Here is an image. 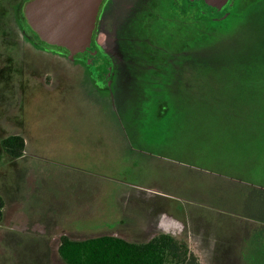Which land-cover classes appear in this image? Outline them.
Wrapping results in <instances>:
<instances>
[{"label":"rangeland","instance_id":"374dc122","mask_svg":"<svg viewBox=\"0 0 264 264\" xmlns=\"http://www.w3.org/2000/svg\"><path fill=\"white\" fill-rule=\"evenodd\" d=\"M27 1L0 0V80H11L0 81V142L22 134L32 119L44 153L31 154V137L25 158L0 152L6 205L0 264H65L58 255L62 235L84 240L103 234L74 228L69 213L87 204L97 212L119 209L125 200L123 207L140 217L181 203L187 215L202 217L213 249L222 250L228 240L232 255L241 256V262L226 257L219 264H264L258 256H264V6L249 7L251 22L236 32L237 40L193 36L179 42L180 55L159 66L142 58L134 42L118 40L110 58L123 71L103 95L85 82L87 73L99 70L94 53L78 55L87 65L72 62L40 45L22 16L24 32L37 44L19 39L14 10ZM233 47L241 57L221 64ZM17 82L42 89L27 116L16 105ZM201 198L215 208L201 206ZM119 231L116 236L126 240ZM177 231L189 232L179 222Z\"/></svg>","mask_w":264,"mask_h":264},{"label":"flooded vegetation","instance_id":"af4514ba","mask_svg":"<svg viewBox=\"0 0 264 264\" xmlns=\"http://www.w3.org/2000/svg\"><path fill=\"white\" fill-rule=\"evenodd\" d=\"M29 1L31 0L23 4V8H21V2H18V6L14 10L17 19V29L22 33L19 39L23 43L30 42L36 45L38 42L47 49L58 50L60 52L57 54L61 56L64 55L62 53H66V58L71 60L70 53L66 49L50 46L42 42L38 35L32 31L24 14L25 6ZM244 6L243 0H229L222 9L208 6L203 0H102L92 35L91 47L93 50L82 53L84 54L83 57L86 56L85 54L94 53L98 62L94 63L93 66H96L97 70H99L97 73L95 71L87 73L85 82L90 85L88 86L89 88L92 89L94 87L97 92L103 95L109 90L116 73L123 71L122 67L117 68L116 64L111 63L113 59L110 58L112 50L117 47L118 40L119 43L122 39L127 42H134L139 46L142 58L146 59L150 65L159 66L163 61L170 59L171 54L180 55V52L184 49L182 44L188 43L193 36L196 38L205 35L201 37L202 40H207L209 37L220 34L224 36L230 28V19H234L236 12L241 14ZM204 8L211 9L213 13L210 15L205 14ZM21 16L26 28L29 29V32L35 37L37 42L32 41L31 37L24 32ZM185 39L188 40L185 42ZM182 40L184 42L178 46ZM175 44L178 46L177 53H172L171 49ZM147 48L151 50H146ZM78 55L80 54L74 56L71 61L74 62L77 59L80 60L78 62H82V65H87L86 60L81 59ZM1 60L0 58V64L2 63ZM26 71V69L23 70L24 74L27 73ZM13 72L18 71L14 68ZM155 74L158 76L160 71L156 70ZM3 76L6 78H3ZM7 79L8 76L2 75L0 81H6ZM10 81L8 79V82ZM17 84L19 88L15 95L16 105L19 107L20 115L27 116V108L30 101L32 100L33 102L37 97V92L41 93L42 89L39 91L32 84L20 85L18 82ZM44 88L43 91L45 90L44 92L46 93L51 91V87L50 89L47 86ZM31 121H29L28 126L25 125L23 127L22 134L15 133L10 135L24 138L26 145L24 154L26 153L27 139L29 137L35 138L38 135L35 125ZM21 128V126H14L15 130H20ZM0 152L5 154L1 142Z\"/></svg>","mask_w":264,"mask_h":264},{"label":"trees","instance_id":"16d2710c","mask_svg":"<svg viewBox=\"0 0 264 264\" xmlns=\"http://www.w3.org/2000/svg\"><path fill=\"white\" fill-rule=\"evenodd\" d=\"M251 6L260 9L264 6V0H248L243 12L241 14L236 12L234 19H230L228 32L224 36L220 34L211 38H218V41L220 38L232 36L237 40L238 31L247 27L251 22V16L249 17V7ZM238 50L241 49L233 47L229 50L232 53L227 56V60H222L221 64L230 66V63L235 61V57H241L242 52L239 54L236 52ZM186 68L188 67L185 66L184 70ZM196 68H200V66ZM1 146L9 157L19 159L24 155L26 145L23 137L10 136L1 141ZM4 208L5 201L0 196V222L4 215ZM58 255L65 264H167L169 262L173 264H200L195 255L188 249L186 242L176 240L167 234L155 236L145 244L131 243L115 236H102L77 241L64 235L60 238Z\"/></svg>","mask_w":264,"mask_h":264},{"label":"crops","instance_id":"0c3cea01","mask_svg":"<svg viewBox=\"0 0 264 264\" xmlns=\"http://www.w3.org/2000/svg\"><path fill=\"white\" fill-rule=\"evenodd\" d=\"M34 141L36 142V150L34 153H31L32 155H42L44 153L42 149V139L39 138V134L36 135ZM27 152V151H26ZM49 155V154H48ZM26 153L20 158H25ZM19 159V160H20ZM206 193L201 192V197ZM205 198V197H203ZM202 199V198H201ZM129 201V200H128ZM121 205L119 209L110 207L107 211L101 210L100 212H97V210H92L90 206L84 205L82 207L81 215H79L78 219L74 218V215L77 214L76 211L70 212L69 216L72 217L70 219H67L70 224L74 225V228L78 230H87L91 233H97V232H103L102 235L96 236V237H102V236H116L117 232L119 231V228L123 229L125 232V235L127 237L126 241L135 243V244H145L151 241L155 236L161 235V234H167L173 236L176 240L180 241H186V237L189 239L191 244H194V247L198 249V253H201V257L205 260V264H219V262L224 261V259L234 260L241 262V256L236 257L232 255L233 249L230 248V242L227 240L223 241V247L222 250H219L218 252L213 249V244L211 238L203 231V227L201 224V218L197 216L195 219L187 215L186 208L183 204L173 205V206H167V213L162 212L158 214L153 209L148 210L143 214V217H140L139 215L132 213L127 208H124V203L128 205L129 202L125 200V202L121 201ZM201 206L207 205L208 207H214V204H207L204 202V199H202ZM82 205V204H81ZM94 208V207H93ZM125 211L124 217H119L121 210ZM169 211V212H168ZM198 212V211H197ZM192 215V214H191ZM245 219L251 220L252 222L255 221V218L250 217H244ZM177 222L184 224L186 228L188 229L187 235H181L179 231H177ZM79 232V231H77ZM79 233L86 234L83 231H80ZM122 234V232H120ZM67 236V235H65ZM93 237V238H96ZM90 239V238H88ZM86 240V239H84ZM80 241V240H77ZM187 243V242H186ZM240 245V243H239ZM190 247V246H189ZM241 247V245H240ZM251 253H253V250L248 249ZM261 257V259L264 260V256L258 255ZM199 263L200 259L195 256ZM200 257V258H201ZM244 258V257H243Z\"/></svg>","mask_w":264,"mask_h":264},{"label":"water","instance_id":"95a60500","mask_svg":"<svg viewBox=\"0 0 264 264\" xmlns=\"http://www.w3.org/2000/svg\"><path fill=\"white\" fill-rule=\"evenodd\" d=\"M194 1V0H190ZM222 9L229 0H203ZM102 0H31L24 9L28 25L40 40L66 49L73 60L90 52L92 35Z\"/></svg>","mask_w":264,"mask_h":264}]
</instances>
